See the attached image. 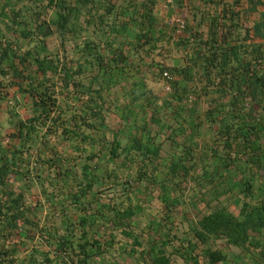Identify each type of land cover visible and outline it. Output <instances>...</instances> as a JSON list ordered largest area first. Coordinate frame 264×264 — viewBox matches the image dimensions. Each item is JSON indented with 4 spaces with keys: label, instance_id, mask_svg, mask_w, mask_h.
<instances>
[{
    "label": "trees",
    "instance_id": "16d2710c",
    "mask_svg": "<svg viewBox=\"0 0 264 264\" xmlns=\"http://www.w3.org/2000/svg\"><path fill=\"white\" fill-rule=\"evenodd\" d=\"M103 1L0 0V101H12L14 129L0 142V264L18 259L5 245L13 233L34 244L28 264H93L115 246L137 264H232L226 248L261 251L264 0H205L180 32L155 22L153 0L135 1L132 40ZM172 39L178 66L167 64ZM155 79L165 96L109 102L117 82ZM13 88L29 97L23 118ZM13 177L21 184L9 188Z\"/></svg>",
    "mask_w": 264,
    "mask_h": 264
},
{
    "label": "crops",
    "instance_id": "0c3cea01",
    "mask_svg": "<svg viewBox=\"0 0 264 264\" xmlns=\"http://www.w3.org/2000/svg\"><path fill=\"white\" fill-rule=\"evenodd\" d=\"M107 1L110 4H113V10H112V16L109 21L110 22H117L119 25L122 23L129 25V27L132 29L131 32H126L124 34V37L126 40H132L134 37V33L137 31L135 25H131L133 19L131 16V10H128L135 1L141 2L145 0H104L101 4L106 5ZM154 2V17L156 18L155 22L160 23L159 21L162 20L170 22V20L174 17H181L185 21H188L190 25H196V19H198L197 12H203L204 9L207 8V5L205 4V0H153ZM261 10V8H259ZM101 11L98 9V12ZM118 13V14H117ZM193 14H196V17H193ZM256 18V15L254 14L251 19L254 20ZM116 19V20H114ZM134 20L136 23L138 20H140L138 15H134ZM206 20L204 21V23ZM90 27V26H89ZM58 36V35H57ZM88 35L85 37L87 38ZM91 38H96L97 36L90 35ZM59 38V37H58ZM76 40V38H75ZM74 40V42H76ZM80 39H77V42H79ZM56 45H58V42L56 41ZM166 54L167 56V64L169 65H181L182 64V57L181 54L178 53L176 49V40H171L170 43L167 45L166 48ZM155 80H148L145 84L135 85L134 88L130 87L128 84L123 83L124 81H120V83H116L115 85L111 86V89L107 91L109 93V99L114 102L115 106L120 105L119 108H121L125 102L130 100L132 97L130 92H136V93H143L147 90H150L154 94H158L159 96H165L166 95V87L162 84V82ZM165 89V90H164ZM9 98L17 99L18 106H16V110L20 114V116L23 118L28 113V108H30L31 103L29 101V97L22 96L21 94L15 93L14 88L10 89L9 91ZM136 106H138L144 99V96L142 95H136ZM12 102V101H11ZM11 102L6 101H0V142L4 145V142L9 141V134H12L14 132V129L10 125V118L8 114V108L11 106ZM136 120H133L134 123ZM106 122L110 125V127H113L116 123H120L122 125L123 121L120 120L117 115H114L112 113H108L106 117ZM131 122V123H132ZM127 124L128 128L126 129V134L124 136H128L129 132L132 131V125L133 124ZM130 125V126H129ZM2 145V146H3ZM6 145V144H5ZM87 150H90V147L87 146ZM19 181V183H18ZM21 182L17 177H13L7 182V185L9 188H14L15 185H20ZM256 186L258 187L257 191L260 195V198H263L264 201V176L261 178V180L256 181ZM257 193V192H256ZM39 201H41V204L43 205L44 198L40 195L37 197ZM259 198V199H260ZM27 202H31L32 200L28 198ZM201 208L198 207L197 210ZM48 208L43 205L41 208V211L39 212L40 220L43 221L44 218L48 216ZM61 219L63 220L65 217L61 213L60 214ZM119 238V237H118ZM120 239V238H119ZM257 240H259L260 246L262 248L261 251L259 249L254 250L250 253H244L240 250V248L237 247H230L228 248V255L229 260L232 264H264V234H259L257 236ZM18 237L16 233H13L11 238L7 239L5 242V245L11 249L16 255L18 256V259L12 263L7 264H28V260L30 257V254L32 252V243L24 240L23 243L18 242ZM40 241L39 238H35L34 242L38 243ZM123 242V240H122ZM18 243V244H17ZM43 248H46V246H43ZM118 246L113 247L111 250H108V253L105 254V256L102 258H96L93 260V264H137L132 258H129L126 253L121 252L120 250H117ZM110 251V252H109Z\"/></svg>",
    "mask_w": 264,
    "mask_h": 264
},
{
    "label": "built area",
    "instance_id": "2783aa9c",
    "mask_svg": "<svg viewBox=\"0 0 264 264\" xmlns=\"http://www.w3.org/2000/svg\"><path fill=\"white\" fill-rule=\"evenodd\" d=\"M170 23L171 24H174L176 26V30L178 32H180V30H182L184 28V26H185V20L183 18H181V17H174V18H172L170 20ZM162 77L164 79H168L169 78V73H168L167 70H165V71L162 72ZM165 87H166V90L169 89L167 85H165Z\"/></svg>",
    "mask_w": 264,
    "mask_h": 264
},
{
    "label": "rangeland",
    "instance_id": "374dc122",
    "mask_svg": "<svg viewBox=\"0 0 264 264\" xmlns=\"http://www.w3.org/2000/svg\"><path fill=\"white\" fill-rule=\"evenodd\" d=\"M152 202L155 204L154 206L155 207H157V206H159V202L157 201V200H152ZM200 209V208H199ZM120 239H122V237H119ZM124 240V239H123ZM226 250H228L227 248H226Z\"/></svg>",
    "mask_w": 264,
    "mask_h": 264
}]
</instances>
